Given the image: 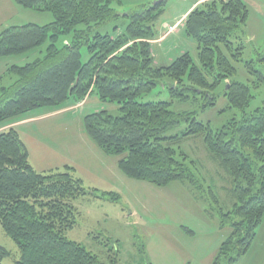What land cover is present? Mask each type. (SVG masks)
Listing matches in <instances>:
<instances>
[{
  "label": "trees",
  "instance_id": "16d2710c",
  "mask_svg": "<svg viewBox=\"0 0 264 264\" xmlns=\"http://www.w3.org/2000/svg\"><path fill=\"white\" fill-rule=\"evenodd\" d=\"M13 1L27 10L50 12L55 22L1 31L0 59L49 46L43 58L8 70L7 75L18 79L1 90L0 129L30 112L60 108L69 101L81 103L96 94L104 103L118 104L120 115L107 110L88 114L85 131L106 155L120 158L118 167L125 176L158 187L187 183L194 194L208 195L218 204L213 189L205 188L206 181L200 179L196 162L176 148L186 138L202 137L226 171L235 201L232 211L221 213L223 225L231 223L233 232L212 264H239L264 219V102L250 109L264 86V71L250 67L256 79L253 86L233 80L234 63L242 60L245 50L234 36L247 22V4L212 0L198 5L185 24L186 33L198 44V62L187 52L161 66L152 44L158 38L156 22L165 2L122 15L113 8L120 0ZM123 18L124 30L118 25ZM110 25H114L111 30ZM61 38L66 39L63 44ZM84 47L87 63L82 60ZM260 63L264 70V57ZM164 78L175 85L176 96L185 80L210 95L225 85L230 108L239 115L216 133L194 120L183 137H166L165 132L179 125L182 116L171 112L169 103L139 101ZM74 172L70 165L38 172L19 132L0 131V225L20 249L16 264H101L97 256L67 238L77 225L73 203L87 195L112 202H119L121 196L86 189ZM9 255L0 247V264Z\"/></svg>",
  "mask_w": 264,
  "mask_h": 264
},
{
  "label": "rangeland",
  "instance_id": "374dc122",
  "mask_svg": "<svg viewBox=\"0 0 264 264\" xmlns=\"http://www.w3.org/2000/svg\"><path fill=\"white\" fill-rule=\"evenodd\" d=\"M120 1L121 4L116 3L113 8L126 15L160 0ZM199 1L168 0L164 3V12L156 22L155 31L157 40L162 36L166 38L162 43L152 45L153 56L159 65H169L171 60L187 52L198 62V44L186 33L185 24L194 6L200 5ZM243 1L248 6V18L241 32L234 37L244 45L245 50L242 60L234 63L237 73L233 80L253 86L256 79L250 73V67L264 71L260 63L264 57V0ZM25 12V26H46L55 22L50 12L29 9ZM118 25L124 30L127 21L123 18ZM113 26L110 25L109 30ZM6 27L0 28V33ZM65 40L61 38L60 44ZM48 46L49 43L25 56L0 59V94L2 88L10 87L18 79L14 75L5 76V67L33 63L44 57ZM82 60L84 63L89 60L85 47L82 48ZM226 89L225 85L220 86L210 95L202 93L185 80L184 86L180 88V96H176L172 93L175 85L164 78L139 101L169 103L170 111L182 116L179 125L165 132L166 137H183L194 120L209 125L216 133L239 115L237 110L230 108L225 96ZM257 96L251 110L262 106L264 86ZM102 110L109 111L115 117L120 115L118 104L104 103L98 95L93 94L83 109L66 113L59 121L56 118L48 119L19 128L21 131H32L34 139L53 150L50 166H41L43 163L35 159L39 149L26 138L25 142L32 152L30 161L38 172L70 165L75 169L74 176L83 181L86 189L116 192L121 196L119 202H112L101 195H87L75 200L77 225L67 232V238L97 256L101 264H212L221 245L233 232L231 223L223 225L221 213L232 211L235 201L226 171L208 152L203 138H186L176 148L178 154L196 162L200 179L206 181L205 188L213 189L218 204L210 200L208 195L201 198L203 195L194 194L187 183L173 182L167 187H158L125 176L118 167L120 158L106 155L85 131L84 117ZM0 247L10 254L3 263L16 264L20 259V249L1 225ZM239 264H264V219L250 250Z\"/></svg>",
  "mask_w": 264,
  "mask_h": 264
},
{
  "label": "crops",
  "instance_id": "0c3cea01",
  "mask_svg": "<svg viewBox=\"0 0 264 264\" xmlns=\"http://www.w3.org/2000/svg\"><path fill=\"white\" fill-rule=\"evenodd\" d=\"M206 1H210V0H201V1H199V3L202 4L203 2H206ZM194 7L196 8V5ZM193 10H191V12ZM25 11H28V10H26V9L23 10V7L16 4L13 0H0V28H4V26H7L6 28L13 27V26H24L26 23H25V19H24L23 15L25 13H27ZM186 16L187 15H185L183 19H185ZM181 21H183V20H181ZM183 26H184V24H183ZM165 38H166V36L160 37V39L154 41L152 45H154L155 43H157V44L162 43L161 41H163ZM172 61H174V60H171V62ZM12 66H14V65H10L9 67H5V71H4L5 76L9 73L8 70ZM17 66H20V65H17ZM161 66H167V65H161ZM91 98H92V95L89 98H86L81 103H75L73 101H69L68 103H66L65 105H63L60 108L46 109V110L40 109L39 111L37 110L34 112H30L28 114H25V115L13 120V121L7 123V124H5L1 128L0 131H5V130H8L10 128H15L19 132L21 138L23 136L22 140L24 141V143L26 144V146L29 150L30 160H32V152H31L30 147L25 142V141H27L26 138H29L31 143L33 144V146L39 149L37 152L38 155H37V157H35V159H37V160L41 161V163H43V165H41V166H44V167L50 166V164H51L50 163V154L53 153V150L47 149L46 146L42 142H39L38 140L34 139L32 137V131H29V130L21 131L19 128L20 127L26 128L28 125H31V124H34L37 122H41V121H45L48 119H55L56 118L57 121H59L62 119V117L66 113H70L73 111H79L80 109H83L90 102ZM95 112H98V111H95ZM59 117H60V119H58ZM31 164L33 165L32 162H31ZM33 167H34V165H33ZM52 169H54V168H52ZM52 169H50V170H52ZM50 170H48V171H50ZM42 172H46V171H42Z\"/></svg>",
  "mask_w": 264,
  "mask_h": 264
},
{
  "label": "water",
  "instance_id": "95a60500",
  "mask_svg": "<svg viewBox=\"0 0 264 264\" xmlns=\"http://www.w3.org/2000/svg\"><path fill=\"white\" fill-rule=\"evenodd\" d=\"M166 1H168V0H160V1L157 2V3H158V4H162V3L166 2Z\"/></svg>",
  "mask_w": 264,
  "mask_h": 264
}]
</instances>
